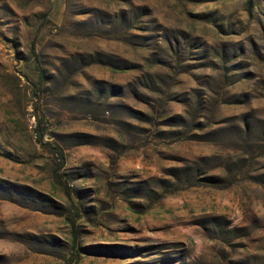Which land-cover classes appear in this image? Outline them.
I'll return each mask as SVG.
<instances>
[{
	"label": "rangeland",
	"instance_id": "374dc122",
	"mask_svg": "<svg viewBox=\"0 0 264 264\" xmlns=\"http://www.w3.org/2000/svg\"><path fill=\"white\" fill-rule=\"evenodd\" d=\"M0 264H264V0H0Z\"/></svg>",
	"mask_w": 264,
	"mask_h": 264
},
{
	"label": "trees",
	"instance_id": "16d2710c",
	"mask_svg": "<svg viewBox=\"0 0 264 264\" xmlns=\"http://www.w3.org/2000/svg\"><path fill=\"white\" fill-rule=\"evenodd\" d=\"M41 135L39 134V137H40Z\"/></svg>",
	"mask_w": 264,
	"mask_h": 264
}]
</instances>
